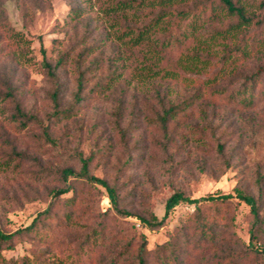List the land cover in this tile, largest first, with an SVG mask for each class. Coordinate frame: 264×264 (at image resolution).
Instances as JSON below:
<instances>
[{"label":"rangeland","instance_id":"rangeland-1","mask_svg":"<svg viewBox=\"0 0 264 264\" xmlns=\"http://www.w3.org/2000/svg\"><path fill=\"white\" fill-rule=\"evenodd\" d=\"M114 1L0 0L8 17L7 26L0 22V80L11 86L24 111L36 118L23 126L15 113L16 102L4 95L7 88L0 82V229L10 233L27 226L48 206L50 189L59 184L56 174L43 175L42 180H37L32 172L39 167L32 160L17 167H14L16 159L8 167L3 165L12 146L42 158L45 164L71 165L76 170L80 165L76 152H81L92 157V173L119 186L120 208L129 213L121 214L113 209L114 233L118 238L112 240L109 234L103 242L96 243L110 257L125 244L131 243L136 248L143 235L148 247L153 248L167 241L176 225L195 219V206L181 203L162 226L149 227L140 220L139 216L149 218L151 214L162 218L166 200L176 190L193 198L233 193L235 188L255 193L256 177L264 175V103L256 109H242L220 101L200 106L207 110L213 124L218 125L217 136L226 133L220 141L224 143L223 153L201 133L206 122L198 117L181 122L168 155L163 152L157 143L163 139L162 133L149 121L158 109L157 98L166 96V101L176 102L187 97L195 86L219 70L222 45L213 46L215 51L208 64L198 60V69L189 71L181 67L176 79L156 81L152 71L143 69L146 59H150L147 53L150 40L135 47L117 37L121 32L119 24L124 20L136 25L147 23L150 7L144 4L118 13L108 12ZM242 1L249 13L264 14L262 0ZM73 9L82 10L83 15L76 17ZM89 45L93 53L87 63L94 57L99 60V69L96 71L95 67V71L86 75V84L90 88L100 82L108 87L102 93L86 95L69 118L55 117L50 122L47 117L52 112L49 98L52 84L44 59L55 64L61 55L69 52L67 64L58 69L60 103L62 108H67L73 104L76 91L71 62ZM195 46L189 45L187 49L182 46L172 60L177 59L179 65L185 66L189 58L186 52L196 50ZM263 61L264 47H261L239 57L236 65L245 71ZM115 122L129 127L126 143ZM46 125L58 148L45 140ZM71 180L76 182L80 203L75 205L70 222L65 221L66 227L59 226L51 217L49 226L33 231L29 240L18 238L14 248H0V264L32 255L31 246L36 248L33 243L40 245L39 250H46L52 262L91 264L90 251L78 250L77 246L106 209L107 192L101 185L83 183L81 178L71 177ZM229 206L235 212V232L243 242L249 243L253 227L249 206L234 202ZM206 207L208 204L203 205ZM59 216L60 222L62 213Z\"/></svg>","mask_w":264,"mask_h":264},{"label":"trees","instance_id":"trees-1","mask_svg":"<svg viewBox=\"0 0 264 264\" xmlns=\"http://www.w3.org/2000/svg\"><path fill=\"white\" fill-rule=\"evenodd\" d=\"M144 4L150 7L148 22L136 25L124 20V23L119 24L121 32L117 37L135 47L150 40L148 41L150 48L147 50L150 59L143 61L145 63L143 69L152 71V77L156 81L176 79L181 67L189 71L198 69L196 61L209 62L211 53L215 51L213 46L216 44L222 45L220 51L223 52L219 70L195 86L187 97L176 102L166 101V96L157 98L158 109L154 111V117L149 118L163 136V139L157 143L168 155L169 149L174 144V133L181 122L192 121L198 117L206 122L201 133L215 142L218 152L223 153L224 143L220 141L226 133L222 132L217 136L218 125L213 124L208 118L207 110L200 106L206 102L220 101L242 109H256L264 103V61L255 65L253 69L245 71L236 65L239 57L247 56L264 47V14L249 13L242 0H116L107 11L118 13ZM260 6L264 11V0L261 1ZM72 11L76 13V17L83 15L82 10ZM7 18L4 8L0 5V22L4 24L3 26H7ZM189 45H196V50L186 52L189 55V58H186L188 63L184 66L179 65L177 59L174 62L172 56L182 46L187 49ZM92 53L93 50L89 45L81 49L71 62L74 66L76 91L73 104L67 108H62L60 103L61 83L58 69L67 64L69 52L61 55L55 64L44 59L43 65L52 84L49 95L52 112L47 117L50 122L55 117L69 118L86 95L88 97L89 93H102L104 88L108 87L100 82L90 88L86 84V75L99 69L97 65L99 60L94 57L87 63ZM204 68L207 69V65ZM0 82L7 88L4 95L16 102L15 113L22 121V125L25 126L36 120L35 116L24 111L16 100L11 86L7 82L1 80ZM115 124L121 139L126 143L129 127H121L117 122ZM43 135L47 142H52L56 148L59 147L57 141L50 135L49 125L44 126ZM10 152L3 165L8 167L12 160L16 159L14 167H17L23 161L32 160L39 167L32 172L37 180H42L43 175L47 177L56 174L59 184L50 189L51 201L48 206L27 226L10 233L0 229V248H14L18 238L29 240L33 231L49 226L48 219L51 217L58 221L59 226L66 227L65 221L70 222L76 211L75 205L80 203L76 195L77 186L74 185L76 182H72V177L83 179V183L90 182L94 187L101 185L107 192L106 209L98 215L100 218L97 224L89 227L77 246L78 250L84 248L90 251L91 264L96 262L97 264H264V175L256 177L255 193L235 188L233 193L209 194L193 198L180 189L176 190L167 198L162 218L151 214L149 218L139 216L140 220L149 227L162 226L172 210L181 203L195 206L197 211L195 219L190 220L189 223L176 225L171 237L153 248L148 247V240L143 235L139 246L133 248L131 243L125 244L110 257L109 252H104L105 250L99 248L96 243L99 240L103 242L109 234H112V240L118 238L114 233L113 209L121 214L129 213L120 208L119 186L91 172L92 157H85L83 153L76 152L80 163L79 169L76 170L71 165L45 164L42 158L19 150L16 145L12 146ZM127 164L124 165L128 168ZM231 202L249 206V215L253 221L249 243L243 242L234 230L235 212L229 206ZM204 204H208V207L203 208ZM59 213H62L60 222ZM33 246L36 248L33 249L31 246L32 255H24L18 260L12 258L4 264H63L59 261H50L46 250L38 249L40 247L38 243H33Z\"/></svg>","mask_w":264,"mask_h":264}]
</instances>
